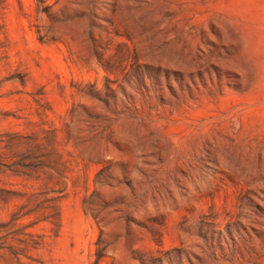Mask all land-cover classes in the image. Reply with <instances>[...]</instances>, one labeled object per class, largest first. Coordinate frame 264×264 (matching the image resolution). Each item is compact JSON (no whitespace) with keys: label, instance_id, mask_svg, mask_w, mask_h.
Segmentation results:
<instances>
[{"label":"rangeland","instance_id":"374dc122","mask_svg":"<svg viewBox=\"0 0 264 264\" xmlns=\"http://www.w3.org/2000/svg\"><path fill=\"white\" fill-rule=\"evenodd\" d=\"M50 173L0 264H264V0H0V222Z\"/></svg>","mask_w":264,"mask_h":264},{"label":"trees","instance_id":"16d2710c","mask_svg":"<svg viewBox=\"0 0 264 264\" xmlns=\"http://www.w3.org/2000/svg\"><path fill=\"white\" fill-rule=\"evenodd\" d=\"M13 144H16V146H24V149L20 151L19 155L23 161H29V163L27 162L21 164L22 170L18 172L16 170L18 175H24L27 178H38L40 176V169L46 167L52 172L56 173L58 176H63L60 169V164L57 161L52 160L50 154L43 147V143L38 141L35 137L21 136L17 138V141L9 143V145ZM8 148L10 149L11 147ZM53 178L54 177L52 173L47 174V176L44 178L46 190L30 193L23 192V196L27 195L25 203L20 206L18 211L12 213L10 219L7 222H0V228H8V230H10L15 226H20L18 221L21 218L31 214H33L35 217V220L30 223L32 225L40 221H47L54 227H58L60 223V211L58 205L60 195L55 196V193L62 192V189L57 191L53 188H50L49 185ZM20 227L21 230L27 227V225ZM11 232H8L7 234H10ZM15 232L16 234H22L23 236H33L32 233H25L23 230L20 232ZM17 241L19 242V246L14 249L16 250L17 255L19 252H25L29 248H33L38 244V242L30 243L26 241L25 238L17 239Z\"/></svg>","mask_w":264,"mask_h":264}]
</instances>
